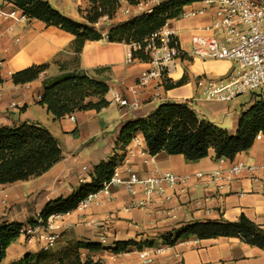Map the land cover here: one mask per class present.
Here are the masks:
<instances>
[{"label": "crops", "instance_id": "1", "mask_svg": "<svg viewBox=\"0 0 264 264\" xmlns=\"http://www.w3.org/2000/svg\"><path fill=\"white\" fill-rule=\"evenodd\" d=\"M5 11L12 8L8 0ZM51 8L63 16L84 23L80 11L88 8L89 0H45ZM119 8H126V0H117ZM163 1V0H161ZM204 9L196 17L176 18L166 22V29L176 37L180 51L187 53L192 35H206L211 10L200 2L183 8L182 12ZM132 18L115 13L111 20L101 18L94 28L104 33ZM105 26V31L98 28ZM126 45L110 43L105 39L85 41L80 50L74 47V37L55 27L36 20L25 24L15 20L0 21V125L11 127L22 122H45L46 130L58 143L61 159L42 175L23 182L1 185L6 195L5 205L0 206V225L17 223L24 225L20 234L6 250L0 264H11L27 254L40 251L39 245L27 231V222L37 220L38 215L50 200L67 198L80 185L77 176L84 175L86 168L89 180L93 168L99 163L115 160L113 171L120 179L126 178L129 168L139 176L152 172H170L177 177L190 176L182 193L167 199L154 198L144 208L124 210L141 195L128 196L122 187L111 190L109 199L99 195L97 203L81 214L64 217L62 231L65 238L100 244V251L80 252L86 258L101 264H264V250L243 243L239 238H215L198 240L195 237L180 239L166 245L165 236H173L183 227L193 223L235 222L240 215L264 231V183L250 181L242 176L221 188L207 184L205 178L196 179L195 174H209L219 166L212 150L207 157L187 161L180 155L168 156L158 153L150 156L140 134L127 144L117 143V136L124 123L151 113L164 102L183 103L208 122H223L231 110L229 104L206 102L201 90L196 88L198 78L222 79L234 67L229 61H200L184 57L176 59L169 70L166 81L140 90L138 110L128 112L116 105L108 104L99 111L74 112V122L64 116L53 120L44 107L37 104L43 88L50 81L76 72H82L96 81L104 82L108 88L121 92L128 100L133 97L125 88L135 84L137 78L150 68L148 60L125 62ZM45 65V70L32 82L14 85L11 75L24 69ZM123 84V85H122ZM165 84L175 87L165 89ZM257 97L253 95L252 98ZM108 93L104 96L107 102ZM258 98V97H257ZM11 103L16 108H9ZM247 109V108H245ZM244 109V111H245ZM229 132L234 136L237 120ZM45 127V125H44ZM246 164L264 165V137L254 140L252 146L232 159ZM224 159L221 166L228 165ZM37 232V228L35 229ZM33 234V233H32ZM173 240V238H172ZM151 242V247L140 251L128 248V252L112 254L106 248L116 243ZM159 250L158 254H154ZM141 253L147 258L142 259Z\"/></svg>", "mask_w": 264, "mask_h": 264}, {"label": "trees", "instance_id": "2", "mask_svg": "<svg viewBox=\"0 0 264 264\" xmlns=\"http://www.w3.org/2000/svg\"><path fill=\"white\" fill-rule=\"evenodd\" d=\"M28 20H36L49 27H55L74 37V47L79 51L85 41L102 38L94 28L101 18L111 20L119 8L117 0H89L88 8L80 11L84 23L73 21L55 11L45 0H8ZM138 0H126L134 5ZM197 0H164L150 13L128 19L106 32L110 43H142L158 32L169 20L176 19L184 7ZM180 58H184L181 56ZM133 60L146 61L140 52ZM46 66H33L11 75L14 85L32 82L45 70ZM1 83V79H0ZM165 89L175 87L165 84ZM108 87L82 72L56 78L43 88L37 104L44 107L53 120L87 110L99 111L108 103L104 100ZM136 134H140L150 156L164 153L168 156L180 155L187 161H197L207 157L212 150L214 158L232 160L238 153L248 150L256 136L264 137V101L257 100L248 107L237 120L234 136H229L213 124L198 116L186 102L161 103L151 113L132 119L122 125L117 143L127 144ZM61 159V150L51 134L37 122H22L11 127L0 128V186L23 182L45 173ZM115 160L99 163L93 168L91 181L80 185L67 198H57L45 204L37 220H29L30 227L44 226L52 215H63L73 211L88 194L98 192L112 175ZM24 228L23 224L0 225V263L9 245L14 242ZM195 237L198 240L215 238H239L243 243L264 250V231L240 215L235 222L193 223L183 227L173 236L163 237L166 245L180 239ZM173 238V240H172ZM151 242L116 243L106 248L112 254L128 252L133 247H151ZM103 248L100 244L67 239L61 233L48 252L27 254L11 264H101L89 258L82 260V250L96 252Z\"/></svg>", "mask_w": 264, "mask_h": 264}, {"label": "built area", "instance_id": "3", "mask_svg": "<svg viewBox=\"0 0 264 264\" xmlns=\"http://www.w3.org/2000/svg\"><path fill=\"white\" fill-rule=\"evenodd\" d=\"M161 2V0H138L134 5L118 8L116 12L124 16H140L150 13ZM197 2L202 3L205 9L211 10L209 25L204 28L206 35H192L187 53L180 51L176 37L166 29V24L158 32L144 39L142 43L126 44L125 62L132 63L133 54L140 52L148 58L150 68L137 78L133 86L125 88L126 92L133 97L132 100H128L121 92L108 88V104L116 105L128 112L138 110L140 103L137 96L140 90L150 84L158 86L166 81L171 66L181 56L200 61L224 60L234 64V67L222 79L203 77L195 81L196 88L201 90V95L206 102L227 104L240 95L264 87V0H197ZM7 4L5 0H0V21L15 20L20 24L28 21L26 16L13 7L5 11ZM204 11L200 9L182 12L179 17H196L203 15ZM96 25L97 23L94 24ZM102 39L107 40L105 33ZM16 107L15 103L9 105V108ZM68 119L74 122L72 114L68 115ZM1 127L3 126L0 125ZM260 138L261 134H258L255 140ZM217 160L220 166L215 171L209 174L198 173L194 177L205 178L208 185L217 188L242 176H246L250 181L264 183V165L256 166L230 160L228 165L223 167L221 164L224 159ZM81 170L84 175L77 176V180L83 185L89 180V176L85 167ZM125 174L126 178L122 180L117 171H113L111 177L102 184L101 189L88 194L73 211L63 215H52L44 226H27L25 232L28 235L31 233L30 237L37 241L40 251L48 252L61 234L63 218L73 213H83L97 203L99 195L109 199L111 190L122 187L128 196L141 195L143 198L132 201L124 210L144 208L156 197L167 199L168 192L171 196L182 193L183 187L191 179L190 176L177 177L170 172H152L139 176L129 168L125 170ZM6 198V193L0 190V206L5 205ZM25 228L20 234L24 233ZM159 252L157 250L154 254ZM140 257L146 259L147 254L141 253Z\"/></svg>", "mask_w": 264, "mask_h": 264}, {"label": "rangeland", "instance_id": "4", "mask_svg": "<svg viewBox=\"0 0 264 264\" xmlns=\"http://www.w3.org/2000/svg\"><path fill=\"white\" fill-rule=\"evenodd\" d=\"M100 31H105L106 27L102 26L98 28ZM126 45V44H125ZM253 95H256L257 97L252 98ZM198 97H201V93H199ZM263 100L264 101V87L259 88L251 93H247L244 95H240L238 97H236L234 100H232L231 102H229V108L231 110L230 114L224 118V121L221 122H209L211 124H213L214 126H216L217 128L224 130L227 134H229L233 123H235L236 119L235 117L239 116L243 113L245 108L250 107L254 101L257 100ZM198 115V114H197ZM200 116V115H198ZM202 117V116H200ZM203 118V117H202ZM206 120V119H205ZM207 121V120H206ZM44 127L45 125V129H46V124L45 122H41Z\"/></svg>", "mask_w": 264, "mask_h": 264}]
</instances>
